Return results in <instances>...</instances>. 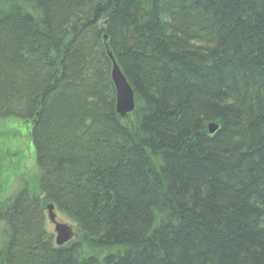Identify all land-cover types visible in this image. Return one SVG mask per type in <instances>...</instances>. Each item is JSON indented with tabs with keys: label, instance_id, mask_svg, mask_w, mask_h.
I'll return each mask as SVG.
<instances>
[{
	"label": "trees",
	"instance_id": "16d2710c",
	"mask_svg": "<svg viewBox=\"0 0 264 264\" xmlns=\"http://www.w3.org/2000/svg\"><path fill=\"white\" fill-rule=\"evenodd\" d=\"M20 121L37 171L0 197V264H264V0H0V133Z\"/></svg>",
	"mask_w": 264,
	"mask_h": 264
},
{
	"label": "rangeland",
	"instance_id": "374dc122",
	"mask_svg": "<svg viewBox=\"0 0 264 264\" xmlns=\"http://www.w3.org/2000/svg\"><path fill=\"white\" fill-rule=\"evenodd\" d=\"M9 124L14 125L15 123L10 120ZM30 126L29 122H21L19 126H12L10 128L16 130V132H11V135L7 137L6 130L4 127L1 128V131H5L0 133V138H3L2 150L5 151H1V153H5L9 157V163L0 165L1 199L6 198L8 195L10 197L15 195L22 187L19 181L24 178L27 179L26 176L35 174L37 171L35 163L36 152L28 136ZM56 214L60 221L70 222L60 212ZM45 227L48 232L53 233V225L48 220L47 212L45 213Z\"/></svg>",
	"mask_w": 264,
	"mask_h": 264
},
{
	"label": "water",
	"instance_id": "95a60500",
	"mask_svg": "<svg viewBox=\"0 0 264 264\" xmlns=\"http://www.w3.org/2000/svg\"><path fill=\"white\" fill-rule=\"evenodd\" d=\"M108 54L112 60L111 79L115 87V109L120 117L126 118L134 109L133 91L130 85L128 84L124 74L121 72L118 65L115 63L112 54L110 52ZM207 129L208 132L212 134L216 131L217 125L214 123H209L207 125ZM46 209L47 217L49 221L54 225L55 244L57 246H61L68 243L74 236L72 226H70L66 222L59 221L56 218V213L54 211L53 204H48L46 206Z\"/></svg>",
	"mask_w": 264,
	"mask_h": 264
},
{
	"label": "flooded vegetation",
	"instance_id": "af4514ba",
	"mask_svg": "<svg viewBox=\"0 0 264 264\" xmlns=\"http://www.w3.org/2000/svg\"><path fill=\"white\" fill-rule=\"evenodd\" d=\"M2 152H5V151H2ZM8 161V157L5 153H2L0 155V165L4 164V163H7Z\"/></svg>",
	"mask_w": 264,
	"mask_h": 264
},
{
	"label": "bare ground",
	"instance_id": "6f19581e",
	"mask_svg": "<svg viewBox=\"0 0 264 264\" xmlns=\"http://www.w3.org/2000/svg\"><path fill=\"white\" fill-rule=\"evenodd\" d=\"M112 82H113V81H112ZM113 84H114V83H113ZM115 102H116V101H115ZM208 124H209V123H208ZM208 124H207V125H208ZM207 130H208V129H207ZM212 134H213V133H212Z\"/></svg>",
	"mask_w": 264,
	"mask_h": 264
}]
</instances>
